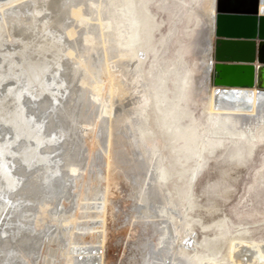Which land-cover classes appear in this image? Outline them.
<instances>
[{
  "label": "rangeland",
  "instance_id": "obj_1",
  "mask_svg": "<svg viewBox=\"0 0 264 264\" xmlns=\"http://www.w3.org/2000/svg\"><path fill=\"white\" fill-rule=\"evenodd\" d=\"M32 1L0 0V9L8 8V6L20 2V5L25 7L24 13L30 8ZM137 8L140 27L138 28L136 48L139 50L138 55L143 61L141 65V73L145 84L143 87L145 91H150L152 103L147 111L149 113V129L154 135L155 144L159 149L161 148L160 154L163 152L162 155L166 154L165 156L167 157L163 165L168 176L166 187L168 191L163 193V196L166 197V200L169 199L172 204L171 215H176L175 211H179L181 217H184L185 223L183 225L189 226V228L187 226L189 238L186 239L190 246L186 250V255H191L189 257L190 261L194 259L192 264L209 262H214L213 264H233V261L229 258V252L236 241L241 242L242 240L244 243L259 245L262 250L264 249V138L261 142L251 144L249 150L240 149V140H234V143L225 141L222 145L214 146L211 150L203 152L201 160H198L200 162L199 166L196 162V156L192 154V151L185 152L180 148V142L176 143L174 147L171 145L165 146L166 141L177 135L179 127L175 130L172 129V133H170V128H174V124L177 121H179L177 122L179 126L181 125L180 130L185 129L186 133L191 131L199 139L204 136L205 131L208 138L212 137V135H209L212 127L209 122L207 102L208 97L211 96L210 92L217 87L215 82L219 75L214 69L218 63L217 49L219 45L213 32L211 35L208 34L207 22L212 9L211 0H138ZM24 14H27V11ZM40 17L38 18L39 22L37 21L38 26L48 18L46 13H43ZM67 17L70 23L65 21L64 27H75V24L70 26L74 22L69 15ZM88 18L91 21H89V24L94 35L96 37L99 35L100 37L96 39L98 42L96 41L95 50L97 51L94 50L95 54L92 51L91 54L93 56L89 54L88 58L84 57L83 54H81L83 57L79 55L82 46L79 49L78 47L83 38L81 35L85 34L79 32L78 29L75 30L77 32L75 39L79 43L77 44L78 47H76V44H72L71 40L66 36H63V39H66L65 41L63 40L64 43L67 42L66 45L74 50L75 59H70L63 55V70L71 68L69 72L71 71L72 74L69 73L70 82H67L66 88L63 86L65 90L62 88L65 95L61 91V97H57V101L64 99L65 102L60 100L61 102L55 103L57 105L54 110L56 114L50 109L54 104L53 101L51 103L48 98L46 100L44 95H35V103L30 101L32 99L31 95H24L25 97L21 100V102L23 101L26 114L31 116L35 123H42L38 127V129L41 128L38 133L44 136L46 142L37 147L36 150L40 154L51 157L50 162L52 161L51 163L53 164L51 166H55L54 168L49 167V169H52L55 173H53L54 178L59 180L61 189L59 188L55 193L56 195L49 198L50 200L45 196L44 192H39L38 195L33 192L34 183H39V177L44 174V166L36 165L25 169L23 166L21 167L19 158L21 150L26 145H33L31 140L30 142L28 140L27 143L23 142V145L19 147L18 145L22 139H16L17 141L13 142V148L11 147L8 152V155L11 152L10 156H5L7 160H11L9 168L11 169V174L19 178L17 187L7 195L6 200L22 201L24 203V206L19 211L24 218V222L21 226L22 231L18 234L17 239L11 241L4 234L0 236V251H18V256H16L20 264H65L68 257L81 262L83 259L90 260L95 256L98 260L101 258L102 264H137V251L141 245L145 244L147 247H154L155 250H151L153 254H157L158 251L166 248L165 245L159 247L158 250L155 247L159 234L165 227L163 220L157 218L158 208L164 205L165 199L162 195L156 199L151 198L152 201H148V205L144 204L142 199L144 196L147 199L146 194H151L150 190L154 186L152 181L154 179L153 168L155 165L150 163L148 156L140 158L139 153L137 155L136 152L131 153L129 150L125 152V148H119L118 139L119 137L121 138L119 136L120 132L114 129L115 126L110 131L112 123L114 125L119 117H130V114L132 117L133 109H135L133 107H136L139 99H141L142 95L140 92L142 88H140L141 86L137 83L138 80L136 78L135 80L131 78L130 73L132 72H129L133 70L137 62L123 61L117 51V53L115 52L116 54L113 52L108 54L104 50V39L100 36L101 33L98 27V22L100 23L103 19L97 17L96 13L89 14ZM0 23L2 25L1 19ZM0 29L2 30L3 28L0 27ZM1 32L4 37L0 52L14 51L16 46H13V37L10 34L8 36L4 30ZM207 40L211 41L209 59L202 55L203 49L207 46ZM98 48H101L102 52H99ZM95 55L96 57H94ZM97 56L100 59L98 58L97 60ZM82 58H84V61L93 58V60L89 59L88 62L91 69H96L95 71L92 69L94 75L89 77L91 81L89 79L88 85L91 87L79 85L82 80L81 75H83L79 72L83 71L85 73L84 69L79 65L80 62H83ZM75 60L76 62L78 61L77 64ZM95 61L99 63L96 64ZM209 61L213 64V69L210 71L206 82L204 78L205 63ZM73 62L76 68H73ZM91 63L92 65H90ZM222 63L227 65L232 63V61L228 60ZM123 64L128 65L125 67ZM103 68H107L105 71L108 70L109 74ZM63 70H61V73ZM74 70L79 72L77 73ZM96 72L97 74H95ZM124 73L129 74L126 79L128 81L131 79L130 83L132 86L127 83L126 87L128 90L125 89L127 90L126 94H122L124 97L119 95L118 92L111 96L108 89V86L110 88V80L113 78L112 81L114 82L112 83L115 86H120L122 82L124 83V80L126 81L122 76ZM96 75L100 76L96 78ZM76 76L80 77L77 78ZM98 78L102 80L99 81ZM98 81L100 82L99 87H97ZM115 82L118 84L120 82V85L115 84ZM10 84H3L0 88L2 92L1 90L0 92L4 93ZM68 85H71V87ZM95 85L98 89L100 88L97 92H95ZM104 88L108 91H105ZM71 89L73 92L70 93ZM92 92L95 95L99 92L100 94L98 95L101 101H95V95L92 96ZM77 93L79 97H77ZM81 95L84 98H81ZM41 97H43V100ZM87 97H90V99ZM108 97H111V99ZM71 98L74 102H72L73 104L70 103ZM131 98L133 101H131ZM39 99L41 100L39 101ZM81 99H83L82 102L84 103L81 102ZM103 100H105L104 104H102ZM106 101L109 102L106 103ZM40 102L41 104L43 102L47 103V105L49 103L50 107L43 111L42 106L39 105ZM134 103L135 105L133 106ZM69 104L72 106V111L70 110L71 113H69L70 116L65 109ZM111 105L113 108L110 107ZM105 107L109 110L112 109L110 117L103 113ZM94 108L96 113H94ZM179 109H184L186 115H184L185 117L181 115L182 117L180 116L176 120L173 114L175 110L179 112ZM129 111L132 112L130 113ZM72 112L75 114H72ZM78 113L84 116H79ZM96 114L99 116L97 117ZM101 114L103 115L101 116ZM78 116L83 118L81 119ZM100 116H105V118L101 119ZM65 117H68L67 120H72L71 126L69 125L70 123L66 124ZM85 117L88 118L85 119ZM50 118L54 120L55 128L52 127L51 130H48ZM89 119H91V123ZM85 120L88 121L85 122ZM214 122H217V118L214 119ZM64 123L67 125L66 127ZM0 129H2L0 130V141H2L10 135V131L4 127H0ZM62 130L65 135L61 139H56V141L55 137H50L52 135L56 136ZM107 131H110V136ZM22 137L25 138V136ZM129 137L131 138L132 136L129 135ZM49 138L54 140V144L50 142L51 139ZM199 139H197L196 143L199 142ZM151 140L149 138V143ZM64 144L67 145V148ZM120 152L121 155L125 156V161L121 160ZM127 152L131 155H128ZM67 156L68 160L73 159L71 166H75V173H71L69 171L70 167L65 165ZM116 157L119 158V161L116 160L118 159ZM97 162L98 164H96ZM131 162L133 164L132 167ZM194 169L198 171L195 172V178L191 181V174ZM187 194H189L188 199L186 197ZM57 215H59V218ZM173 218L175 219V217ZM167 224L171 226L169 222ZM177 224L181 228L180 220H177ZM181 236H177L174 242L175 253H178L179 248L181 249ZM24 237L28 238L26 245L25 241H23ZM7 241H9L8 245L5 244ZM54 242L55 244H53ZM27 245L35 247L33 256L27 251ZM193 245H196V248H193ZM88 256L92 257L89 258ZM34 257L35 259H33ZM0 259H2L1 255ZM203 259L206 261H203ZM21 260L24 261L22 262Z\"/></svg>",
  "mask_w": 264,
  "mask_h": 264
},
{
  "label": "bare ground",
  "instance_id": "obj_2",
  "mask_svg": "<svg viewBox=\"0 0 264 264\" xmlns=\"http://www.w3.org/2000/svg\"><path fill=\"white\" fill-rule=\"evenodd\" d=\"M20 4H21L20 2H17L13 5L8 6V8L6 7L3 9H0V17H1L0 19L2 22V25L0 23V27L3 28L2 30H4V32H6L8 36L11 35L13 37L12 38L13 39V46H16L14 48V51L12 50V52L11 51L8 52L9 50L7 52H0V88L5 83H11L8 88L6 85L7 90L4 93H1L2 90L0 89L1 90V92H0L1 93L0 94V127H4L5 129H9V131H10V135L5 137L2 141H0V236H2L4 234L8 238H10L11 241L17 239L18 234H20V232L22 231L21 226L24 222V218L19 212L20 208L24 206V203H22V201L6 200L7 195L15 190V188L18 185V181H19V178L14 177L15 175H12L10 172L11 169H9V168H10L11 160H7V158L5 157L6 155H8L10 148L11 147L13 148L12 145L16 139H19V138L22 139V140H20V144L19 143H18L19 145L17 144L19 147L21 145H23V142L27 143L28 140H29V142H30V140L33 142V143L31 142V144H33V145H29V146L26 145L21 150V153L19 155L21 167L23 166L25 169H29V168H32L36 165L44 166L43 167L44 168V174L41 175V177H39L40 178L39 183L35 182L33 185V188H32L34 190L33 192L35 193V195H38L39 192H41V193L44 192L45 196L49 199L50 197L56 195L55 193L61 187L59 180L54 178V175H53L54 172L52 171V169L51 170L49 169V167L54 168V166H55V165L51 166V165H53L51 163L52 161L50 162L51 157H49L45 154L44 155L40 154L36 150L37 147H40L41 145H43L46 142V139L44 138V136H41L42 134L40 135L38 133V130L41 129V128L38 129V127H40L42 125V123H39V124L35 123L33 118L31 116H29L28 114H26L24 106H23V101L21 102V100L23 99V97H25L24 95H28V96L31 95L30 97L33 100L30 98L31 99L30 101H33L35 103L36 102V101H34L35 95H40V96L44 95L46 97L45 98L46 100L48 98L50 100V102L52 103V101H53L54 104L53 105L51 104L52 106L50 107L49 103H48V105H47V103H44V102H43V104H41V102H42L41 101L39 105L42 106L41 108L43 109V111H44V109H47L48 107H50V109H52V111H54L55 107H57V105L55 103L56 102L59 103L60 100L64 101V99H60V98H59L60 100L57 101L58 100L57 97H61L60 92L63 89L65 90V88H66L65 85L67 84V82H70L69 81L70 80L69 73H71V71L69 72V70L71 68H69V70L67 68H65L63 70V62L62 61H63L64 56H67L70 59H75V56H74L75 53H74V50L71 49V47L66 45L67 42L64 43V41L66 39L65 38L63 39V36H66L69 40H71L72 44H76V47H78L77 44H79V43L75 39V37L77 36V32L75 30L78 29L79 32H82L83 34H85V35H81V36H83V38L81 41L79 40L81 43H80V46L78 47V49L81 48V46H82V48L80 49L81 52L79 55L82 56L81 54H83L84 57L86 56V58H88V56H90L89 54H91L92 51L94 52L95 46L97 44L96 39H97V37H99V35L97 37L94 35V32L91 30L92 28L90 27V24H89L91 17H89L90 18L89 19L88 16H89V14H92V13H96L97 17H99L100 19L101 18L103 19V20H101L100 23L98 22V25H99L98 27H99V30L101 33L100 36H102L104 39L103 40L104 41V48H105L104 50L106 52H108V54L109 53L111 54L112 52L114 54H116L117 52H119V54H120L119 57L123 61L125 60L126 62H130V61L137 62V64L135 63L136 65L132 71H129L132 68L127 70V71L132 72V73H130L131 78L134 80L136 78L138 80L137 83L141 86L140 88H142V90L140 92V94L142 95L141 99H139L138 105H136V107H133L135 109H133L132 117H131V114H130V117L122 116L123 115V113H122V115H121L122 118L119 117V119L116 120L114 125L112 123V126L110 127V131L115 126L114 129H116V131L120 132L119 136H121V138L119 137V139H118L119 148H121V149L125 148V152L129 150L131 153L136 152L137 155L139 153L140 158H144V157L148 156L150 159V163H153L155 165L153 168L154 179L152 181L154 186L152 185L153 187L150 190L151 194H149V195L146 194L147 199H145L146 197L143 195L144 196V198H142L143 203L148 205L149 204L148 201L149 202L152 201L151 198L156 199L160 195L163 196V193L168 191V189L166 188L168 176L166 175V172H165L166 170H165L164 165H163L164 161H166L167 157L165 156L166 154L162 155L163 152L160 154L161 148L159 149L158 146L155 144V140L153 139L154 135L152 134L151 130L149 129V127H150L149 123H148L149 113L147 111H148V108L152 104L151 103V94H150V91H145L144 87H143L145 85L144 81H143L142 73H141V65H142L143 61L141 60V58L138 55L139 50L136 48L137 37H138V28L140 27V20L138 17V8H137L138 0H97V1H95V0H33L31 2L30 8H28V9L26 8L27 14H24V13H26V11L23 13V10L25 7H22ZM24 4H26V3L24 2ZM215 6H216V0H211L212 9H211V12L209 13V20L207 22L209 35H211L212 32H214V21H215V16H216ZM93 8L95 9L94 11H93ZM19 9H21V10H19ZM213 10L215 13L213 12ZM258 11H259V15H264V0H262L261 3L259 4V10ZM43 13H46L48 18L45 21H43V19H42L43 23H41V25L38 26V24H37V21L39 20L38 18ZM68 15L72 18V20L74 22V23H71L70 26L72 24H75V27H68V26L64 27L65 21H68V19H67ZM93 18H95V17H93ZM95 19H93V20H95ZM96 21H98V20L96 19ZM95 24H96V22H95ZM95 24H94V26H95ZM1 31H0V46L2 45V41H3V37H4V35L2 34ZM210 43H211V41L207 40V43H206L207 46L205 47V49H203V52H202L203 57H205V58L207 57L208 59H209V55H210V51H211ZM100 46H102V45H100ZM223 49L227 50L228 52L230 50L233 51V54L237 57H239L243 51L242 46L241 47L236 46L235 41L225 42V44L223 45ZM95 51H97V50H95ZM99 52H102V51L100 50ZM96 53H98V52H96ZM218 53H219L217 55L218 56V63L216 65L217 71L220 75V77H218L216 79L218 86L215 87V89H213L212 92H210L211 96L208 97V102H207V106L209 108V114H208L209 115V122H210V125L212 127L209 135H212V137L208 138V135L206 134V131H205L204 136L199 139L191 131L186 133L185 129L180 130L181 125L179 126V124L177 123L179 121H177L176 124H174L175 125L174 128H170V133H172V129L175 130L177 127H179V130L177 131V135L171 137V139H169L168 141L165 142V146L171 145L172 147H174V145L176 143L180 142V144H181L180 148H182L185 152L192 151V154L196 156V159H197L196 162H197L198 166L200 165V162L198 160L201 158L203 152L211 150L214 146L222 145L223 143H225V141H227V143H234L233 142L234 140H240L241 141L240 149H245V150L248 149L249 150L251 148V144H254L255 142H261V141H263V138H264V136H263V133H264L263 132V129H264V64L258 63L257 60L253 64H248V65L252 66V71L249 73V78L245 82L248 83L250 86L249 87L248 86H246V87L245 86L244 87H234V86L229 85V83H233L229 78V76H230L229 70L235 64L230 63V64H227L225 66L222 63L224 60L227 59L225 57L226 55L224 54L225 52L220 51ZM94 54H95V52H94ZM114 54H112V55H114ZM94 57H96V55ZM113 57H115V55ZM98 58L99 57L97 56V60H98ZM106 58H107V56H106ZM82 59H83V62H80V64L79 63L78 64L81 66L82 69H84L85 73L83 71L79 72L80 71L79 68H77L79 71H75V70L74 71L77 73L78 72L82 73L83 75L85 74L84 76L79 74L82 76L81 82L79 81L81 84L78 82L79 85H82L83 87H86V86L91 87L90 85H88L89 84L88 81H89V79L91 81V78H89V77L90 76L93 77L94 74L92 71L93 68L91 69V66H89L88 62H89V59L93 60V58H89L88 61H84V58H82ZM107 61H109V60H107ZM75 62H76V60H75ZM77 62H76V64H77ZM95 63H96V61H95ZM97 63H99V62H97ZM96 64H95V66H96ZM101 64H103V63H101ZM90 65H92V63ZM127 65H124V66L126 67ZM73 68H76L74 66V62H73ZM101 68H99V69H101ZM105 69H107V68H105ZM105 69L103 68L104 71H105ZM212 69H213V64H211L210 61L205 63V77L204 78H205L206 82L208 81V78H209L208 76H209V73ZM61 70H63L62 73H61ZM103 70H100V71L102 72ZM107 71H105V72L108 73L109 71L108 72ZM127 71H125V72H127ZM75 72H74V74H75ZM95 74H97V72ZM127 75H129V74L124 73V75H122V76L126 79ZM98 76H100V75H98ZM98 76L96 75V78ZM79 77L80 76H78L77 78H79ZM101 78H103V77H101ZM109 78H111V77H109ZM112 79L110 80V88L108 86L110 95L114 96L117 92L119 95L126 94V91L128 90L126 86H127V83H129L131 85V83H130L131 79L129 78L130 79L129 81H128V79H126V81L124 80V83L122 82L121 85H120V82L118 84V83H116L118 81H116L115 84H118L120 86H117V85L115 86L112 83V82H114V81H112ZM101 80L99 79V81H101ZM99 81H98L97 87L100 86ZM71 84H72V82H71ZM191 84H192V82L190 83V86H191ZM92 85H94V84H92ZM130 85H129V87H130ZM63 86H65V88H63ZM68 86L71 87V85H68ZM73 86H75V85H73ZM76 87H77V85H76ZM97 87L95 85V90H96L95 92L100 90V88L98 89ZM80 88H82V87H80ZM89 89H91V88H89ZM104 89H105V91H108V90H106V88H104ZM125 89H127V90H125ZM71 92H73L72 89H71L70 93ZM77 92H79V91H77ZM99 92H98V94H100ZM87 93H88V91H87ZM129 93H130V91H129ZM98 94L96 93V95H95V93L92 92V96L95 95L94 96L95 101L100 100ZM101 94H102V92H101ZM63 95H65L64 92H63ZM83 95H84V91H83ZM92 96H90V97H92ZM122 96L124 97V95H122ZM77 97H79L78 93H77ZM80 97L82 98L83 96L81 95ZM90 97L89 98L87 97V98L90 99ZM42 98L43 97H41V99ZM72 98H71L70 103L73 102ZM108 98L111 99V97H108ZM41 99H39V101ZM121 99H120V101H121ZM74 100H76V99H74ZM82 100L83 99H81V102H82ZM105 100H108V99H105ZM105 100L102 101V104H104ZM39 101L37 100V102H39ZM77 101H78V98H77ZM86 101H85V103L88 102V101L87 102ZM131 101H133L132 98H131ZM108 102L106 101V103H108ZM123 102H126V101H123ZM82 103H84V102H82ZM82 103H80V104H82ZM123 104H125V103H123ZM120 105H122V104H120ZM134 105H135V103L133 104V106ZM75 106H76V104H75ZM87 106H88V104H87ZM113 106H114V104H113ZM71 107L72 106L69 104V106H67L65 108L68 115L72 111ZM91 107H93V106H91ZM110 107H112V105ZM89 108H90V105H89ZM121 108H120V110H122ZM77 110H76V112H77ZM87 110H88V108H87ZM94 110H95V108H94ZM111 110H109L108 108L105 107L103 109V113L106 116L110 117L112 115ZM82 111H83V109H82ZM48 112H50V111H48ZM48 112H47V115H48ZM125 112H126V110H125ZM54 113L56 114L55 111H54ZM94 113H96V110ZM61 114H62V112H61ZM72 114H75V113L72 112ZM86 114H89V113H86ZM80 115L81 114H79V116ZM102 115L103 114H101V116ZM181 115H183V116L186 115V111L184 109H179V112H177V110L174 111L173 116L176 120ZM88 116L90 117V115H88ZM96 116H97V114H96ZM103 117L105 118V116H103ZM103 117H101V119ZM67 118L65 117V120L67 121L66 124L70 123L69 125L71 126L72 120H69V119L67 120ZM76 118H77V116H76ZM79 118H81V117H79ZM87 118L85 117V119H87ZM215 118H217L216 123L214 122ZM52 119H53V116H52ZM52 119L50 120L48 130H51V128L55 126V122ZM76 120H78V119H76ZM86 121H88V120H85V122ZM90 121H91V119H89V122ZM83 122H84V119H83ZM80 123H82V122H80ZM66 124H65V127L67 126ZM182 126H183V124H182ZM172 127H173V125H172ZM5 129H4V131H5ZM0 130H2V129H0ZM110 131H107V133L109 132V136H110ZM114 132H115V130H114ZM58 134L56 136L52 135L50 137L51 138L55 137V140H56V139H61V137H64L63 135H65L63 133V130H62V132L59 131ZM129 135H131L132 137L130 138ZM22 136H25V138ZM107 136H105V137H107ZM51 138H49V139H51ZM149 138L152 139L150 143H149ZM197 139H199L198 143H196ZM50 142L53 143L54 140L51 139ZM64 146L67 148V145L64 144ZM15 147H16V145H15ZM111 151H112V149H111ZM127 153H128V155L130 154L129 152H127ZM10 154H11V152H10ZM10 154L8 156H10ZM120 155H121V152H120ZM121 157H122L121 160L123 159V161H125V156L121 155ZM96 158H98V157H96ZM116 158H118V157H116ZM130 158H132V157H130ZM116 160L119 161V158ZM93 161H95V160H93ZM96 161H97V159H96ZM132 161L134 162V160H132ZM72 162H73L72 158L70 160H68V156L65 158V165L70 167L69 171L71 173H75L76 168H74L75 166H71ZM57 163H58V161H57ZM96 164H98V162ZM132 165L133 164L131 162V167H132ZM56 167H57V165H56ZM109 167H110V165H109ZM128 167H130V166H128ZM114 168H116V167H114ZM126 168H127V166H126ZM197 171H198L197 169H194V171L192 172L191 181H193V178H195V175H196L195 172H197ZM138 178H139V175H138ZM136 180H138V179H136ZM188 195L189 194L186 195L187 199L189 198ZM164 199H165L164 205L162 207L158 208L157 218H160L161 220H163L165 227L161 230V232L159 231L160 234H159V238H158V241H157L155 247H156V250H158L159 247L164 246V245L166 246V248L165 249L163 248L164 250H162V251H158L157 254L156 253L153 254L152 251L155 250L154 247H151V246L147 247L145 244L141 245L137 251L138 262H136V263L137 264H192L193 263L192 261L194 259L192 261H190L189 257L191 255L189 252L188 253L190 256L186 255L187 254L186 250L190 246V244L188 243V241L186 239V238H189V229H188L189 226L183 225V223H185L184 217H181L179 211H175L176 215H171L172 204L169 201V199L166 200V197H164ZM26 206L28 207V205H26ZM144 207H145V205H144ZM145 211H147V210L145 209ZM57 216L59 218V215H57ZM63 217H64V215H63ZM173 217H175V219ZM176 219L180 220V222L182 224L181 228H179V225L177 224ZM62 221H64V220H62ZM167 222H169V224H171V226H169L167 224ZM187 226H188V228H187ZM170 227H171V229H170ZM154 233H156V232H154ZM148 234H150V233H148ZM179 235H182L181 239H180L181 249L179 248L178 253H175L173 246H174V242L176 241L177 236H179ZM24 238L25 239L23 241H25V245H26L28 238H26V237H24ZM148 239H149V237H148ZM58 241H60V240L58 239ZM61 241H62V238H61ZM100 242H101V240H100ZM5 244L8 245L9 241H7V243H5ZM53 244H55V242ZM195 246L193 245L192 247L194 248ZM192 247H190V248H192ZM34 248L35 247H31V245L26 246L27 251L29 253H31L32 256L34 255L33 254ZM196 251H195V253H196ZM172 252H174V253L172 254ZM18 253H19L18 251H14V250H10V251H2L1 250L0 255H1L2 259H0V264H20L17 261V258H18L17 254ZM150 253H152V254H150ZM229 253H230L229 258H231V260L233 261V264H264V249L262 250L261 246H259V245L247 244V243L242 242V240H241V242L236 241V243H234L232 245L231 251ZM88 257L90 258L92 256H88ZM33 259H35V257ZM80 260H78V261H80ZM204 260L205 259H203V261ZM21 261L23 262L24 260H21ZM213 263L209 262V263H204V264H213ZM65 264H102V261H101V258H100V260H98V258L96 256L94 258H91L90 260L83 259L81 262H77L76 259L68 257Z\"/></svg>",
  "mask_w": 264,
  "mask_h": 264
},
{
  "label": "water",
  "instance_id": "obj_3",
  "mask_svg": "<svg viewBox=\"0 0 264 264\" xmlns=\"http://www.w3.org/2000/svg\"><path fill=\"white\" fill-rule=\"evenodd\" d=\"M259 4L260 0H216L213 35L219 45L217 53L225 52L227 59L224 61L231 60L235 64L229 70V78L233 82L229 83L230 86L249 87L245 81L252 66L248 64L256 60L264 64V15H259ZM227 41H235L236 46H242L239 57L233 51L223 49ZM215 83L218 86L217 81Z\"/></svg>",
  "mask_w": 264,
  "mask_h": 264
},
{
  "label": "built area",
  "instance_id": "obj_4",
  "mask_svg": "<svg viewBox=\"0 0 264 264\" xmlns=\"http://www.w3.org/2000/svg\"><path fill=\"white\" fill-rule=\"evenodd\" d=\"M262 0H260V3H261Z\"/></svg>",
  "mask_w": 264,
  "mask_h": 264
}]
</instances>
